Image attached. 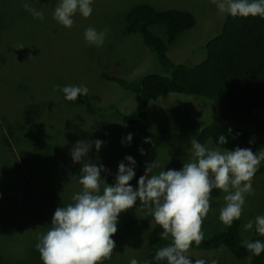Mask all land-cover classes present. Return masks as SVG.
Here are the masks:
<instances>
[{
    "label": "rangeland",
    "instance_id": "1",
    "mask_svg": "<svg viewBox=\"0 0 264 264\" xmlns=\"http://www.w3.org/2000/svg\"><path fill=\"white\" fill-rule=\"evenodd\" d=\"M7 1L0 0V260L2 264H43L35 244L38 236L51 227L49 209L54 214L58 207L72 202V195L82 187L71 177L70 170L76 165L70 151L77 141H104L99 152L93 147L89 159L102 163L110 173L118 170L127 155L143 167L146 161L158 159L161 168L157 173L170 168L179 170L190 158L191 137H197L198 129L211 124L218 115L215 104L208 100L166 96L152 102L149 122L129 127L100 118L80 103L66 101L62 92L54 90L55 86L86 85L95 107L117 102L119 109L128 114L133 109L132 98L137 107L135 93L102 75L131 81L164 73L139 33L126 36L128 11L150 3L161 10L179 9L195 15V27L169 45L168 56L176 63L197 62V55L202 53L205 57L206 43L217 34H213L214 26L220 23L214 17L219 12L210 0H95L93 14L83 18L77 13L73 27L68 29L52 19L56 0H31L34 8L44 11L43 21L25 11L23 0ZM211 6L214 13L208 16ZM88 27L108 29L102 47L85 41ZM256 116L264 121V109ZM128 133L133 134V141L124 146L121 141ZM146 137L151 138V144L144 143ZM141 147L147 155L139 153ZM253 187L254 194L246 197L240 219L246 240L253 230L244 231L243 225L264 213V162L253 179ZM38 191H46L52 204L42 202L40 208L30 207L28 194L34 196ZM211 195L212 207L202 224L204 238L226 229L219 220L223 194L213 190ZM139 207L137 201L133 209L120 215L118 231L113 236L116 248L104 264H128L132 257L146 259L149 243L163 229L147 216L148 209ZM188 255L206 259L208 264L212 260L219 264H247L225 248Z\"/></svg>",
    "mask_w": 264,
    "mask_h": 264
},
{
    "label": "clouds",
    "instance_id": "2",
    "mask_svg": "<svg viewBox=\"0 0 264 264\" xmlns=\"http://www.w3.org/2000/svg\"><path fill=\"white\" fill-rule=\"evenodd\" d=\"M95 0H56L52 19L59 25L71 29L77 13L89 18L94 11ZM220 14L232 18L264 19V0H210ZM25 11L34 18L43 21V10L34 8L31 0H23ZM108 29L98 31L88 27L84 39L89 45L102 47ZM69 102L86 96V85H56ZM133 134L128 133L121 143L128 146ZM144 143L151 144L146 137ZM228 139L221 134L217 147H208L196 136L190 139V158L181 169L161 170L160 161H146L144 175L140 176L137 186L130 182L136 178L137 161L131 155L124 157L118 165L115 181L104 183L102 172L110 173L102 163L89 159L93 147L99 152L104 141H77L70 151L74 164L82 165L78 183L81 190L72 195L70 203L58 207L51 220V227L37 238L36 250L43 264H104L111 259L116 242L113 236L118 231L119 217L133 209H148L155 223L163 229L161 240L171 238V243L159 248L152 260L140 261L136 257L128 264H208L203 258L188 255L193 246L199 247L204 240L202 224L207 217L213 197V190L223 194L224 204L220 208L219 220L225 228H230L242 217L246 206V197L254 194L253 179L264 162V150L253 152L239 146L222 151L219 146L226 145ZM253 143V141H249ZM139 153L147 155L141 147ZM103 183V188H102ZM244 231L254 230L264 237V215H257L243 225ZM241 246L252 257L264 254V240H244ZM195 258V259H193ZM211 264H219L212 260Z\"/></svg>",
    "mask_w": 264,
    "mask_h": 264
},
{
    "label": "trees",
    "instance_id": "3",
    "mask_svg": "<svg viewBox=\"0 0 264 264\" xmlns=\"http://www.w3.org/2000/svg\"><path fill=\"white\" fill-rule=\"evenodd\" d=\"M213 13L214 8L211 6L208 16ZM214 18H219L217 22L220 24L214 26L216 32L213 34H217L206 43L205 57L201 52L202 55H197V62L176 63L168 56L169 45L181 33L195 27V15L179 9L161 10L150 3L133 6L126 14V36L139 33L144 45L164 68V73H152L131 81L102 75L109 82L135 93L137 107L132 98L133 109L128 114L119 109L117 102L97 108L91 104L88 95L78 97L75 102L86 106L100 118L137 127L149 122V107L160 98L177 96L183 100L205 99L215 104L218 115L211 124L198 129L196 138L201 143L217 147L218 137L223 134L228 143L219 146L222 151L237 146L250 147L254 153L264 150V121L256 116V112L264 109V19L232 18L220 13ZM80 168L81 165H72V178L79 179ZM144 168L136 167V178L130 182L134 187L140 176L144 175ZM117 171L102 172L104 183H114ZM32 179L37 185L36 179ZM28 195L27 200L32 202L30 207L39 206L42 202L43 205L52 204L48 201L46 191H38L34 196ZM49 210L48 220L53 216V211ZM241 224V220L236 221L232 227L204 238L199 247L193 246L189 252L209 253L225 248L238 261L264 264V254L249 259L250 254L241 246V242L246 240L241 232ZM159 237L149 243V253L144 261L152 260L159 248L171 243L170 237L167 240ZM256 239L264 240V237H259L253 230L249 240ZM162 264H166V261Z\"/></svg>",
    "mask_w": 264,
    "mask_h": 264
}]
</instances>
